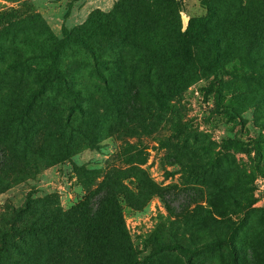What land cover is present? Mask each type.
Here are the masks:
<instances>
[{
  "label": "rangeland",
  "instance_id": "rangeland-1",
  "mask_svg": "<svg viewBox=\"0 0 264 264\" xmlns=\"http://www.w3.org/2000/svg\"><path fill=\"white\" fill-rule=\"evenodd\" d=\"M200 1L0 0V264H264V0L203 27L221 107Z\"/></svg>",
  "mask_w": 264,
  "mask_h": 264
},
{
  "label": "trees",
  "instance_id": "trees-1",
  "mask_svg": "<svg viewBox=\"0 0 264 264\" xmlns=\"http://www.w3.org/2000/svg\"><path fill=\"white\" fill-rule=\"evenodd\" d=\"M215 0H201L200 4L203 8L206 10V15L202 18H196L189 22L188 28L186 30V36L192 39H199L203 40L209 45V61H208V69L211 73H213L216 76L217 79V86H216V92H215V102L218 107H221V93L223 89V83L221 80H219V75L222 72V66H221V48H220V42L219 40L209 34L203 31V27L211 21L215 15H216V8L214 4ZM59 45L54 48L52 51V57L56 58L57 51H58ZM100 212L95 213V217H99ZM120 212L116 211V231L115 233L119 236L120 235V227H121V219H120ZM164 249H172L174 246L172 245H164L162 246Z\"/></svg>",
  "mask_w": 264,
  "mask_h": 264
}]
</instances>
